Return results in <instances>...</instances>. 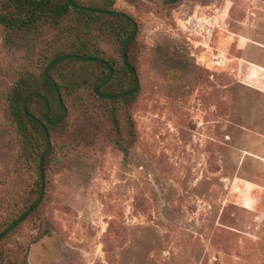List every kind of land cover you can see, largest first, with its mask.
Segmentation results:
<instances>
[{"label":"rangeland","instance_id":"obj_1","mask_svg":"<svg viewBox=\"0 0 264 264\" xmlns=\"http://www.w3.org/2000/svg\"><path fill=\"white\" fill-rule=\"evenodd\" d=\"M122 6L138 20L136 143L60 168L49 221L13 240L45 235L29 264H264V0ZM15 59L0 28V93Z\"/></svg>","mask_w":264,"mask_h":264},{"label":"trees","instance_id":"obj_2","mask_svg":"<svg viewBox=\"0 0 264 264\" xmlns=\"http://www.w3.org/2000/svg\"><path fill=\"white\" fill-rule=\"evenodd\" d=\"M179 1L0 0L4 47L16 58L6 68L10 82L0 93V234L27 214L0 240V264H29L31 245L45 235L25 245L13 240L14 234L26 222L42 227L49 221L45 212L60 168L87 167L98 146H114L127 153L136 143L132 108L141 92L134 54L138 31L126 54L124 45L138 20L122 5L154 6L171 17ZM59 57L63 58L48 70L53 84L45 69ZM111 70V79L97 90ZM30 94L34 95L24 111L23 102ZM47 103L52 123L46 121ZM48 139L51 148L42 171L40 158ZM43 189L41 201L29 212Z\"/></svg>","mask_w":264,"mask_h":264},{"label":"water","instance_id":"obj_3","mask_svg":"<svg viewBox=\"0 0 264 264\" xmlns=\"http://www.w3.org/2000/svg\"><path fill=\"white\" fill-rule=\"evenodd\" d=\"M69 3H70V4H73L72 0H69ZM78 8L83 9V10H90L89 8H86V7H78ZM104 12L108 13V11H104ZM116 13L121 14V15H124L122 12H116ZM136 32H137V25L135 26L134 33H133V34L127 39V41H126V43H125V45H124V53H125V54H126V52H127V46H128V44H129L130 40L134 37V35H135ZM62 58H63V57H59V58H57L55 61H53V62H52L48 67H46V69H45V74H46V76L49 78L50 81H52L53 84H55V82H54V80L49 76L48 70H49V69L55 64V62L61 60ZM80 58H81V59H85V60H91V61H95V60H96L95 58H87V57H80ZM100 61H101V62H105V61H103V60H100ZM112 75H113V71L111 70V73H110L109 78H108L107 80H105L104 82H102V83L97 87V90H98V88H99L100 86H102L103 84H105L106 82H108L109 79H111ZM137 86H138V83H137V85H136V88H137ZM58 94H59V97H60V99H61V95H60L59 91H58ZM33 95H34V94H30V95H28V96L26 97V99L24 100V102H23V109H24V111L27 110V109H26V101H27L30 97H32ZM104 97L109 98L110 96H104ZM47 106H48V109H47V114H46V121H47L48 123H52L51 121H49L50 106H49L48 103H47ZM65 115H66V112H65L64 115H63L62 117H60L59 119H62ZM45 131H46V134H47V136H48V138H49V135H48L46 129H45ZM48 140H49V145H48V147L45 149V151L43 152V154L41 155V158H40V163H41L42 171H43V160H44V156H45V154L49 151V149L51 148L50 139H48ZM43 194H44V189H43V192H42V196H41V198H40V199H39V200H38V201H37V202H36V203L30 208L29 212L39 204V202L41 201V199H42V197H43ZM26 215H27V214H25V215H24L23 217H21L19 220H17L16 222H14L11 226H9V227L6 229L3 233H1V234H0V240H1L5 235H7V234L13 229V227H15L18 223L22 222L23 219L26 217Z\"/></svg>","mask_w":264,"mask_h":264}]
</instances>
